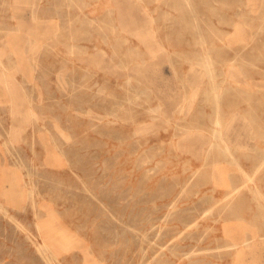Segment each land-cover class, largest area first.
I'll return each instance as SVG.
<instances>
[{
    "label": "rangeland",
    "instance_id": "rangeland-1",
    "mask_svg": "<svg viewBox=\"0 0 264 264\" xmlns=\"http://www.w3.org/2000/svg\"><path fill=\"white\" fill-rule=\"evenodd\" d=\"M0 52V264H238L243 230L264 264V0H0Z\"/></svg>",
    "mask_w": 264,
    "mask_h": 264
},
{
    "label": "bare ground",
    "instance_id": "bare-ground-1",
    "mask_svg": "<svg viewBox=\"0 0 264 264\" xmlns=\"http://www.w3.org/2000/svg\"><path fill=\"white\" fill-rule=\"evenodd\" d=\"M242 1V0H241ZM231 16V15H230ZM245 16H247V15H245ZM226 17V16H225ZM245 19V18H244ZM234 25V24H233ZM262 25V24H261ZM145 37V36H144ZM35 41V40H34ZM29 45V44H28ZM1 53V52H0ZM204 58H205V60L203 61V63L204 64H206V65H209L207 68L209 69L208 71H211V75H212V73L215 71L214 70V67L212 66L213 64H214V61L213 60H211L210 59V54L209 53H206L205 55H204ZM4 66V65H3ZM1 67V66H0ZM4 68H5V66H4ZM205 70V69H204ZM208 71L206 72V73H208ZM208 73V74H209ZM251 73V72H250ZM214 74V73H213ZM5 75V74H4ZM215 75V74H214ZM225 75V74H224ZM3 76V75H2ZM210 76V75H209ZM221 76V75H220ZM245 76V75H244ZM4 77V76H3ZM214 77V76H213ZM215 89V88H214ZM137 91V90H136ZM149 92V91H148ZM214 93H213V98H214V101H215V105H216V108H215V123L217 124V128L213 131V135L215 136V137H217V138H221V139H224L225 137H226V131L223 129V128H221V125H222V122H223V117H222V115H221V107H220V96H219V94L218 93H216V92H218L217 90L216 91H213ZM146 99V98H145ZM252 102V101H251ZM228 118V117H227ZM235 119V116L233 115L232 116V118L229 120V121H227V128H228V125H230V123L233 121ZM225 120V119H224ZM246 120V119H245ZM201 121V120H200ZM247 123V122H246ZM249 128H250V126H249ZM188 131V130H187ZM196 131V130H195ZM200 131V130H199ZM8 134V133H7ZM183 134V133H182ZM220 139V140H221ZM222 141V140H221ZM231 149L232 148H230V145L229 144H226L225 145V147H224V151L225 152H229V154L231 153ZM210 150V149H209ZM16 153V152H15ZM231 155V154H230ZM16 157V156H15ZM240 157V156H239ZM232 158V157H231ZM264 158V157H263ZM21 162V161H20ZM233 163H236V165L237 166H239L240 168H241V170H242V167H241V165L239 164L240 162H238V159H237V157H233ZM27 164V163H26ZM18 165V164H17ZM214 166V165H213ZM259 166V165H258ZM239 168V169H240ZM259 168V167H258ZM257 169V168H256ZM260 169V168H259ZM29 170V169H28ZM21 171V170H20ZM243 171H244V169H243ZM27 172V171H26ZM256 172V171H255ZM146 175V174H145ZM246 177H247V175H245ZM212 177H214L215 179H216V181L218 182V183H222V182H224V180H225V178H226V176H225V172H224V170H223V168H222V166L221 165H215L214 166V168H213V176ZM249 177H251V176H249ZM254 177V176H253ZM248 179H250V178H248ZM33 180V179H32ZM231 180V179H230ZM231 182V181H230ZM245 182V181H244ZM249 182V181H248ZM30 183V182H29ZM35 183V182H34ZM19 184V183H18ZM18 184H17V186H18ZM36 184V183H35ZM231 185V184H230ZM246 185V184H245ZM245 185H243V186H245ZM230 188H232V186L230 187ZM242 187L241 186H236L235 187V190H239V191H241L240 189H241ZM234 189V188H233ZM255 189H256V187H255ZM228 190V189H227ZM254 190V189H253ZM37 191V190H36ZM231 191V190H230ZM239 191H238V193H239ZM237 192V191H236ZM255 192H257V194H260V195H262L261 194V191L259 190V189H257V190H255ZM237 194V193H236ZM255 197V196H254ZM258 197V196H257ZM264 198V197H263ZM227 199H229V197L227 198ZM224 200V199H223ZM250 200V199H249ZM264 201V200H263ZM50 218V217H49ZM50 219H52V218H50ZM247 225V224H246ZM245 228H246V226H245ZM248 228V227H247ZM253 228V227H252ZM39 229V228H38ZM41 229V228H40ZM23 230V229H22ZM40 231V230H39ZM229 232H230V230L228 231V235H229ZM258 234V233H257ZM230 237V236H229ZM230 240H231V242H230V246L235 250V253L237 254V256H238V258H237V262H238V264L240 263V261H239V258L240 257H242V256H244V255H248V254H251V255H253V257L251 258V262H249L250 264H257V261H255L254 260V256L256 255V253L254 252L255 251V247H254V243H255V241H254V236L253 235H250L249 234V232H247L246 230H243V231H241L239 234H233L231 237H230ZM228 241V240H227ZM228 243V242H227ZM42 247V246H41ZM230 247V248H231ZM227 249V248H226ZM50 250V249H49ZM244 250H248V253H245L244 252ZM55 251V250H54ZM55 253V252H54ZM55 256V255H54ZM248 262V260L246 261V264H248L247 263Z\"/></svg>",
    "mask_w": 264,
    "mask_h": 264
}]
</instances>
